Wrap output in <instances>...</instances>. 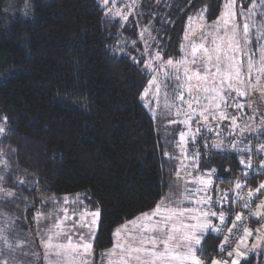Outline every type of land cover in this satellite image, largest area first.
<instances>
[{"label": "trees", "instance_id": "1", "mask_svg": "<svg viewBox=\"0 0 264 264\" xmlns=\"http://www.w3.org/2000/svg\"><path fill=\"white\" fill-rule=\"evenodd\" d=\"M160 2L162 10H175L163 32L164 61L178 57L188 41L189 17L200 14L213 22L222 8V0ZM116 8L104 0H0V125L6 127L0 164L8 165L0 184L15 194L3 192L0 210L30 221L47 198L83 195L98 205L96 252L111 246L116 227L153 209L175 175L173 138L145 106L149 77L132 60L138 50L128 51L123 33L133 20L149 18L122 20ZM249 138L236 150L213 152L199 162L204 173L216 170L212 196L221 187L235 198L232 181L246 179L238 167L240 149L264 144V131L252 145ZM254 159L258 166L261 157ZM258 182L264 175L247 177L250 188ZM233 206L228 201L223 210ZM250 221V228L261 224L255 217ZM216 242L214 234L207 236L205 258Z\"/></svg>", "mask_w": 264, "mask_h": 264}, {"label": "snow or ice", "instance_id": "2", "mask_svg": "<svg viewBox=\"0 0 264 264\" xmlns=\"http://www.w3.org/2000/svg\"><path fill=\"white\" fill-rule=\"evenodd\" d=\"M110 0H104V4L108 5ZM252 3V0H248ZM239 4V7H238ZM261 8L264 9V0L261 2ZM256 11L255 5L248 8L245 0H222V11L220 12L216 24L213 25V31L220 28L217 40L211 41V47L207 43V33L201 32L197 38L199 42L188 40L187 51L185 45H181V51L184 56L181 60L174 61L168 59L166 65L173 68V72L168 74V78H174L179 81L181 79V68L186 63L191 64V68H183V76L189 84V99L186 102L191 113L185 112L186 119L183 121L189 126L192 120L204 117L208 119L229 120L232 124H236L238 117L229 114V107L236 110H243L248 105L244 103V99L248 94L249 88L255 91L260 85V76L264 74V67L257 68L256 79L253 80V60H258L260 64H264V57L257 54L256 49L260 47L264 37L256 35L255 30L250 32V28L256 23V19L264 21V15H257L253 18V12ZM192 17H189L191 20ZM242 22V31H240ZM223 25L221 28L220 26ZM188 39V36H185ZM226 42L227 50H224ZM251 47V51L249 48ZM247 53V56L245 54ZM239 57V58H238ZM157 55V59H159ZM247 63L248 67L244 65ZM148 67V65H146ZM195 80L196 83L191 82ZM158 91V89H157ZM145 96L148 95L146 92ZM182 103L185 98L182 94H176ZM175 98V97H174ZM209 101L208 104L202 105L201 111H196L194 105H201V101ZM183 111V109H181ZM255 113L250 118H255ZM264 116V113H260ZM6 133V127L0 125V136ZM185 133H180V144L183 145ZM212 147L219 150L220 144H213ZM235 148V145L233 146ZM244 153V157L238 158V167L241 175L245 176V180H233L234 191L239 193L246 188L247 177L251 174L264 175V144L258 148L246 146L240 149ZM167 155V153H166ZM260 156L261 160L258 166H253V158ZM187 158L186 156L184 157ZM195 159V157H193ZM7 162L0 164V172L7 168ZM231 173V169H225ZM215 169H209L207 173H203L198 180L192 183L198 184L199 187L191 192L195 198L199 195L201 198L194 199L188 203H195L196 208L187 205L181 207L175 202L172 205L163 201L159 202L150 212L142 213L134 221L133 229L126 231L125 228L117 229L115 236L116 241L113 249L105 254L107 264H239V257L242 253L240 247H247L249 237L255 235L252 247L260 246L264 240V231L261 229H252L244 226L238 228V224L245 217L242 213H236L234 220L230 226L226 225L225 211L223 210V202L232 203L229 195L223 191L220 192V200L214 202L209 190L214 183L213 176ZM6 177L0 174V181ZM19 183H23L20 181ZM247 197L237 195V200H243L241 207L248 210L251 217L262 224L264 227V182H258L257 187L247 188ZM0 192H4L7 197H14L11 191H5L0 188ZM259 201L258 203H256ZM63 203L68 205L80 204L81 208L63 209L65 215L63 221L73 219L75 222L70 227H63V221L57 223L55 227L57 232L52 233L48 237L47 247L51 255L57 258V264H89L91 257L92 237L79 231L80 228L90 227L87 223V216H93V223L98 213H92L83 207V203L78 199L69 202L65 197ZM256 203L253 210L251 205ZM216 205L221 206L220 211H213ZM80 212L79 220H76V212ZM71 212V215L69 213ZM43 213L37 211L34 219L39 221L43 217ZM216 218L219 224L213 223ZM221 226L227 227L230 235L222 237L221 242L217 245V255L223 257L226 253L227 259L213 258L211 255L205 258L202 245L209 234H219L222 231ZM242 231V234L234 233ZM52 230L49 229V232ZM75 237V239H74ZM230 237L234 243H230ZM55 239V243L52 241ZM231 248V250H229ZM68 254H71L70 256Z\"/></svg>", "mask_w": 264, "mask_h": 264}, {"label": "rangeland", "instance_id": "3", "mask_svg": "<svg viewBox=\"0 0 264 264\" xmlns=\"http://www.w3.org/2000/svg\"><path fill=\"white\" fill-rule=\"evenodd\" d=\"M110 1L113 3L114 8H116L115 5H118L116 10H114L116 11L114 12V15L119 16V14H121L120 17L122 20H125L128 15H134L140 19H143L144 17L149 18V21L147 20L145 22H137L133 20L130 22L128 27H124L123 33H126L125 42L128 51L131 52L132 49L138 50V52H134V56H131L132 60H134L136 63L141 62V68L146 71L149 77V82L144 92V94L147 92L148 95H143L145 106L153 116L163 119V133L166 136H172L174 142L175 149L171 158L175 163V175L171 180L169 191L159 202L163 201L169 205H172V202H175V204H178L181 207L187 205L189 207L196 208L197 206L194 202H188L201 198L199 195H197L195 198L191 195V192H194L199 187L198 184H194L192 181L200 179L204 173L199 168V162L203 158L209 157V155L213 152L236 150L237 146L244 144L243 141L249 137V143L252 145L253 141L257 139L256 136L264 131V116L260 115V113H264V74H261L260 85L255 91H252L251 88H249L248 94L243 101L248 105L245 109L236 110L231 107L227 109L229 114H234L236 117H238L236 124H232L229 120L208 119L205 121L204 117H200L199 119L192 120L190 125L186 126L185 123H183V121L186 119L185 112L191 113L192 110L188 109L186 103L189 99V84L186 82L183 76V68H191L193 66L188 63L179 66L181 68V79L177 81L174 76L173 78L169 79L168 74L173 72V68L166 65L167 60L172 59L175 65V62L181 60V58L184 56V53L181 51L178 57H170L165 61L162 60V55L160 53L162 45H164V28L170 24L169 18L167 20V17H169L170 14L175 10H173L171 7L168 8V6L166 8L164 6V9L162 10L160 7H158V5L162 4L160 0H145V5L142 3L140 4V0ZM261 2L262 0H252V3H248V0H245V4L248 8L253 7V4L255 5L256 11L253 12L254 19H256L258 14L264 15V9L261 8ZM134 8L139 11L132 13ZM121 9L122 11H120ZM164 15L165 17L163 18ZM216 21L217 20L213 22H204V20L201 18V15L197 14L194 18L189 20L186 31L187 34H189L188 40L199 42L197 38L200 36L201 32H204L208 34L207 43L209 47H211L212 40H217V43H221V41L217 39L220 28H217L215 31H213L212 27L216 24ZM238 23L241 24L239 30L242 31V22L238 20ZM220 27L222 28L223 25ZM253 30H255L257 36L264 37V21L256 19V23L252 25L250 32ZM184 43L185 40L183 45H185V51H187L188 49L186 46L188 41L186 44ZM224 50H227L226 42ZM249 51H251V47L249 48ZM256 51L260 57H264V40H262L260 47H258ZM157 55H159V59H157ZM245 56H247V53ZM252 64L253 80L255 81L257 68L264 67V64H260L258 60H253ZM146 65H148V67H146ZM244 67H248L247 63H245ZM191 83L195 84L196 81L193 80ZM176 94H182L185 98V103H182ZM208 103L209 101L202 100L201 105H194V108L196 111H201L202 105ZM181 109H183V111H181ZM253 113L256 114L255 118H250L253 116ZM181 132L185 133V140L182 146L180 144ZM217 143L221 145L219 150L212 147L213 144ZM234 145L235 148L233 147ZM185 156L187 157L186 159L184 158ZM193 157H195V159H193ZM253 166H257L254 158ZM216 189L217 190H215V194L213 195V197L215 196L214 202L220 200V192L222 191L221 187H217ZM213 191L214 187L212 185V188L209 190V195H212ZM237 195H239V193L236 192V196ZM236 196L234 198V195H232V199L234 198L232 200L233 203L236 202ZM65 197L83 198L84 196L79 194L68 196H52L41 202L37 210L34 212L33 217L29 221L30 226L32 223L35 224V229L32 230V233L35 235L34 241L31 239V236H27V234L25 235L24 239L23 229H20V234H22V236H20L18 247H16V243L12 245V249L7 245L3 247L0 246V264L45 263V256L47 254L45 251V247L47 246L45 245V238L48 236V234L51 236L52 233H55L54 231L57 230L51 226L49 221L50 217L48 214L50 207L54 208L51 210L53 212H56L57 210L56 217L53 219V226H55L56 223H59V219L63 220L65 213L62 209L65 207H68L69 209L78 207L77 204L65 205L63 203ZM46 201H49V204L43 208L44 203H47ZM50 202L53 203L50 204ZM227 202L228 201L226 200L223 203ZM258 202L259 201L256 203ZM256 203L252 204L254 207L253 210L256 208ZM86 206L87 209L89 208L90 212L97 213L98 205L95 201L89 200L86 203ZM220 207V205H217L213 211H218L217 209ZM151 210L147 212H150ZM37 211H40L44 214L43 217L39 219V221L34 219ZM140 215L141 214L137 215L132 220H135ZM87 219L91 221V215H89ZM213 219L214 224H216L215 218ZM69 222L70 219L66 220V223ZM124 223L119 225L117 228H115V231L112 232L113 242L116 241L115 233L117 229L125 228V226L126 231L133 229V224L127 223V221ZM250 224L252 225L251 221ZM256 226L257 225H253L252 229L259 228L264 231L262 224H260V226ZM49 229L52 231L49 232ZM85 232L86 234H89V232ZM255 238V235L248 238L247 247L241 245L240 252L242 255L239 257V264H264V240L261 241L259 247L253 248L252 243ZM68 255L70 256L71 254ZM227 258L228 257L226 256L224 259ZM55 260L56 257L53 256L52 262L54 263Z\"/></svg>", "mask_w": 264, "mask_h": 264}, {"label": "crops", "instance_id": "4", "mask_svg": "<svg viewBox=\"0 0 264 264\" xmlns=\"http://www.w3.org/2000/svg\"><path fill=\"white\" fill-rule=\"evenodd\" d=\"M0 188H2L1 184H0ZM2 194H3V192H1L0 201L3 200ZM65 196H68V195H65ZM77 199L79 201H81L83 203V207L87 209L86 203L90 199L87 197H86V199L84 197L83 198L82 197H78V198L77 197H70V198H68L69 202L76 201ZM54 200H56V199H54ZM49 201H46L47 203H44L43 208L47 204H49L48 203ZM53 202H55V201H53ZM53 202H50V204ZM54 204H56V203H54ZM69 204H72V203H69ZM77 205H78V207H73V208H76L79 210L81 208V206H80V204H77ZM53 209H54L53 207H50V209H49L50 211H49L48 215L50 217L49 221H50L51 226L56 228L55 226H53V219L56 217L57 210H56V212H53V211H51ZM60 209H62V208H60ZM88 210H89V208H88ZM97 213H98V216L95 217V222L93 223V216L91 215V221H89V219H87V223L90 225V227L80 228L79 231L81 233H84V234H86L85 231H87V232H89V234H86V235H90L92 237V239L90 240V242L92 243V249H91L92 255L89 258V264H107V258L105 256V254L107 252H109V250L113 249L115 242H113V240H112L111 246L105 250L98 251V252L95 251L93 243H94V238L96 235L95 231H97L96 229L98 228V221H99V212L97 211ZM69 215H71V212L69 213ZM75 218H76V220H79V218H80V212L79 211L76 212ZM59 220H60V221H58L59 223L61 221H63L62 219H59ZM131 221H134V220L131 219V220L127 221V223H130ZM74 222L75 221L73 219H70L69 223H66V221H63L62 226L65 228L70 227ZM213 223H214V219H213ZM20 229L21 230L23 229V238L24 239H25V235L27 234V236H31V239H33V241H34L35 235L32 233V230L35 229V224L32 223L30 226L29 221H25L24 219L23 220L16 219L12 216H9V215L3 213L0 210V246L3 247L5 245H7L8 247H10L12 249V245H14L16 243V247H18V244L20 242V236H22V234H20ZM57 230H55L54 232H57ZM114 231H115V229L113 230V232ZM34 232H35V230H34ZM48 237H49V234L45 238V245H47V243H48ZM74 239H75V237H74ZM55 242H56L55 239H53L52 243L54 244ZM45 251L47 252V254L45 256V263L44 264H57V258L54 261V263L52 262V258L54 255L49 254L50 250L48 249L47 246L45 247Z\"/></svg>", "mask_w": 264, "mask_h": 264}, {"label": "built area", "instance_id": "5", "mask_svg": "<svg viewBox=\"0 0 264 264\" xmlns=\"http://www.w3.org/2000/svg\"><path fill=\"white\" fill-rule=\"evenodd\" d=\"M253 174H251V175H253ZM247 188H250L249 184L246 185V188L244 190L239 192V195L247 197V195H248L247 194V190H246ZM213 198H215V197H213ZM242 204H243V200H237L236 199V202L234 203L233 208L230 209L229 211H225L226 225L227 226H230V223H231L232 220H234L236 213L239 212V213L243 214L245 219L238 224V228L242 230V228L244 226L249 227V225H250L249 219H250L251 216H250V214H249L247 209L241 207ZM215 207H217V205ZM215 207H213V209H215ZM215 222H216V224H219V222H218V220L216 218H215ZM221 228H222V231L219 234H214L216 239H217V242H216V246H215V248L213 250V254L211 255L213 258H225L227 256L226 253L223 254V257L217 255V245L221 242L222 237L226 236V235H230L227 232V227L226 226H221ZM234 233H236L237 235H240V234H242V231L237 233V231L234 229ZM234 242L235 241L232 240L231 237H230V243H234ZM229 250H231V248H229Z\"/></svg>", "mask_w": 264, "mask_h": 264}, {"label": "clouds", "instance_id": "6", "mask_svg": "<svg viewBox=\"0 0 264 264\" xmlns=\"http://www.w3.org/2000/svg\"><path fill=\"white\" fill-rule=\"evenodd\" d=\"M87 106L85 105V104H83L82 103V109L85 111V108H86ZM85 112H87V111H85Z\"/></svg>", "mask_w": 264, "mask_h": 264}]
</instances>
